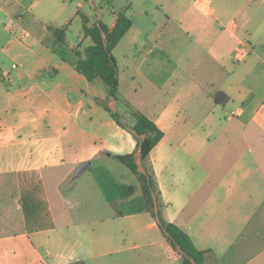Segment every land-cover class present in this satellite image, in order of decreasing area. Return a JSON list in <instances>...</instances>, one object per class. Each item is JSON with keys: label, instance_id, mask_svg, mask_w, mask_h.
Returning <instances> with one entry per match:
<instances>
[{"label": "crops", "instance_id": "obj_1", "mask_svg": "<svg viewBox=\"0 0 264 264\" xmlns=\"http://www.w3.org/2000/svg\"><path fill=\"white\" fill-rule=\"evenodd\" d=\"M148 1L135 20L126 4L132 25L113 49L120 98L163 131L143 161L96 99L132 127L127 107L47 40L72 14L91 26L103 13L0 0V264H180L136 176L109 162L127 153L152 172L162 217L209 250L203 264H264V0Z\"/></svg>", "mask_w": 264, "mask_h": 264}, {"label": "trees", "instance_id": "obj_2", "mask_svg": "<svg viewBox=\"0 0 264 264\" xmlns=\"http://www.w3.org/2000/svg\"><path fill=\"white\" fill-rule=\"evenodd\" d=\"M116 16L114 25L110 28L105 23L98 21L87 26V18L80 15L82 20V32L84 37L91 39V44L81 48L79 45L70 48L65 40L66 27H51L54 36V46L58 55L69 61L73 68L90 82H100L106 92V98H112L126 105L133 115L135 122L128 127L122 122L117 111L112 110L104 102L96 99L112 119L122 128L131 129L137 142L141 160H145L152 148L160 141L163 131L156 123L144 113L135 110L131 104L119 97L118 91V66L113 55V49L120 39L126 34L132 25L131 19L123 11H113ZM77 14H79L77 12ZM216 103L225 104L227 95L218 92L214 95ZM114 157L126 165L136 176L144 199L146 210L156 218L157 225L163 233L164 246L172 255H181L180 264H203L206 253L209 250H199L195 247L190 236L174 223L167 222L161 215L159 203V191L156 187L153 174L148 169L140 171L135 162L134 154H118Z\"/></svg>", "mask_w": 264, "mask_h": 264}, {"label": "rangeland", "instance_id": "obj_3", "mask_svg": "<svg viewBox=\"0 0 264 264\" xmlns=\"http://www.w3.org/2000/svg\"><path fill=\"white\" fill-rule=\"evenodd\" d=\"M48 1L49 0H47V2ZM77 1L78 0H65V2L68 5V9H69L68 11H72V9L76 7ZM80 1L83 3V7L81 8V11L83 13H85V14L89 15L91 18H94L95 19V15L92 12L93 8H95L96 10H99L100 12L103 13L102 22L105 23V24H110L111 21H112L111 15L109 14L110 11H115V12H117V11H123L124 8H125V6H126V4H128L130 2L132 3V6L134 8V13L132 14V19L133 20H135V18L138 17V15H136L135 12L137 10H140L141 9V6L138 7L136 5L137 1H139V0H92V2H94V5H93V3H91L88 0H80ZM145 3H146V5H148L149 4V1L146 0ZM73 15L74 14L70 15V18H71L70 19V22L68 24H66V25L63 26V27H66V33H65L66 34L65 35L66 43H69V44L78 43L77 45H79L80 47H82L84 45L91 44V39L90 38H86L85 40H81L80 41L79 37L81 36V34H83V32H82V20H81V18L79 16L78 17H75ZM52 22L53 21H50V22H48V24L49 25L54 24ZM47 40H49V41H53L54 40V36H53L52 32H50L48 34ZM119 47L116 50L117 53L121 51ZM98 84H99V88L101 86L103 88V84H101L100 82H98ZM119 97H121V96L119 95ZM119 105L121 107H123V108H126V105H124L121 102H119ZM109 162H110L111 166H117L121 170L126 171L125 172V173H127L126 177L125 176H121V179L122 178H129L131 183H135V180L133 178H130V175L131 174H129V172L132 173V171L128 167L124 166L121 162H118L117 160H109ZM96 163H97L96 161L93 162V164H92L93 167H95ZM90 169H91V167H90ZM138 169L140 171H143L144 169H146V167L145 166H138ZM119 190L121 191L120 188H119ZM132 199H133V201H132L133 205H134L136 199H137V202L139 200L138 199V196H137V198H135V195H133ZM121 202H122L121 200H117V208L118 209L120 208ZM136 205H138V204H136ZM53 236L56 237V233L55 232H53ZM134 242L139 243L140 241L139 240H135ZM53 243H54V241H53ZM126 244L127 245H131V243H129V242H127Z\"/></svg>", "mask_w": 264, "mask_h": 264}, {"label": "water", "instance_id": "obj_4", "mask_svg": "<svg viewBox=\"0 0 264 264\" xmlns=\"http://www.w3.org/2000/svg\"><path fill=\"white\" fill-rule=\"evenodd\" d=\"M104 154L109 155V152H105ZM91 165L90 160H85L81 162L75 169V171L72 173V178H76L79 175H81L89 166Z\"/></svg>", "mask_w": 264, "mask_h": 264}, {"label": "built area", "instance_id": "obj_5", "mask_svg": "<svg viewBox=\"0 0 264 264\" xmlns=\"http://www.w3.org/2000/svg\"><path fill=\"white\" fill-rule=\"evenodd\" d=\"M15 65H13V67H14Z\"/></svg>", "mask_w": 264, "mask_h": 264}]
</instances>
